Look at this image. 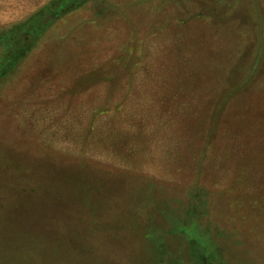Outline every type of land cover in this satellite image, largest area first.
Listing matches in <instances>:
<instances>
[{
  "label": "rangeland",
  "instance_id": "1",
  "mask_svg": "<svg viewBox=\"0 0 264 264\" xmlns=\"http://www.w3.org/2000/svg\"><path fill=\"white\" fill-rule=\"evenodd\" d=\"M68 4L0 0V264H264V0Z\"/></svg>",
  "mask_w": 264,
  "mask_h": 264
},
{
  "label": "trees",
  "instance_id": "2",
  "mask_svg": "<svg viewBox=\"0 0 264 264\" xmlns=\"http://www.w3.org/2000/svg\"><path fill=\"white\" fill-rule=\"evenodd\" d=\"M61 1H64V2L68 1L69 2L68 6H70V8H74L75 5H77L76 3L79 0H61ZM57 7H58V10L57 11H54V9L56 8V7H54L52 10H50L49 12H47L44 15V17L40 21V25L41 26H43L44 24H46L49 21L55 20L58 17V15L60 13V10H61V6H57ZM8 34L15 35V38L9 39ZM8 34H4L3 36L0 35V46H4L5 43L6 44H11V47H9V51H8L9 55L7 57H5L4 60L2 61V65L1 66L4 69L7 67V65L13 63V61H11V59H13V56L12 55H13V51H14L13 50L14 41H16L17 44H19L20 43V40H21V38H20V35L21 34H19V32L9 31ZM6 37L8 39L4 40V38H6ZM27 38L24 39V40H21L22 41L21 43H23L25 40H27Z\"/></svg>",
  "mask_w": 264,
  "mask_h": 264
}]
</instances>
